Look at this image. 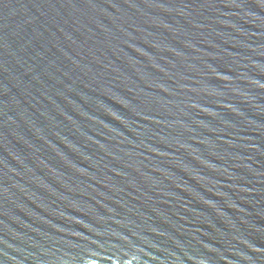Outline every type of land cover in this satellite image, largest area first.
I'll return each instance as SVG.
<instances>
[{"label":"water","instance_id":"1","mask_svg":"<svg viewBox=\"0 0 264 264\" xmlns=\"http://www.w3.org/2000/svg\"><path fill=\"white\" fill-rule=\"evenodd\" d=\"M0 264H264V0H0Z\"/></svg>","mask_w":264,"mask_h":264}]
</instances>
